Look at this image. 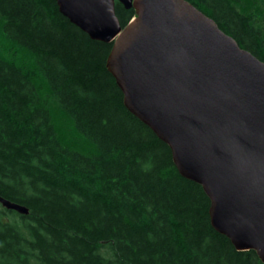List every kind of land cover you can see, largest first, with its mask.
<instances>
[{
	"label": "trees",
	"instance_id": "obj_1",
	"mask_svg": "<svg viewBox=\"0 0 264 264\" xmlns=\"http://www.w3.org/2000/svg\"><path fill=\"white\" fill-rule=\"evenodd\" d=\"M188 1L264 62V0ZM116 13L124 26L135 9ZM112 46L56 0H0V195L29 209L0 204V264H264L128 109Z\"/></svg>",
	"mask_w": 264,
	"mask_h": 264
},
{
	"label": "water",
	"instance_id": "obj_2",
	"mask_svg": "<svg viewBox=\"0 0 264 264\" xmlns=\"http://www.w3.org/2000/svg\"><path fill=\"white\" fill-rule=\"evenodd\" d=\"M93 39L125 104L171 148L210 197L213 226L264 261V62L188 0H56ZM8 210L25 205L0 195Z\"/></svg>",
	"mask_w": 264,
	"mask_h": 264
},
{
	"label": "rangeland",
	"instance_id": "obj_3",
	"mask_svg": "<svg viewBox=\"0 0 264 264\" xmlns=\"http://www.w3.org/2000/svg\"><path fill=\"white\" fill-rule=\"evenodd\" d=\"M59 121H60V124H61L62 128L64 129V132L66 133L67 137H69L76 144H82L80 141V138L78 136H76V134L69 127L70 123L67 122L66 119L61 117V116H59ZM82 145L86 146V145H84V143Z\"/></svg>",
	"mask_w": 264,
	"mask_h": 264
}]
</instances>
